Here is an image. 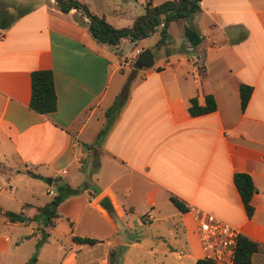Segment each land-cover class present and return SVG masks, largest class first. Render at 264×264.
I'll return each instance as SVG.
<instances>
[{
    "label": "crops",
    "instance_id": "1",
    "mask_svg": "<svg viewBox=\"0 0 264 264\" xmlns=\"http://www.w3.org/2000/svg\"><path fill=\"white\" fill-rule=\"evenodd\" d=\"M3 4L0 19L27 9L0 23V264H26L44 234L34 264H112L119 249L123 259L133 250L151 264H193L203 258L194 210L257 244L249 264H264V0H200L189 18L200 44L192 53L180 36L173 52L188 56L152 59L153 70L137 69L135 61L128 69L129 54L117 53L131 44L130 54L139 56L137 41L99 44L73 20L74 10L60 13L53 0ZM36 71L52 76L49 114L28 108ZM241 84L252 89L243 111ZM207 95L215 110L189 116V100L202 105ZM236 173L254 187L249 218L232 183ZM44 179L50 184L42 186ZM59 184L79 192L58 204L46 226L37 208ZM102 198L109 211L99 206ZM151 223L152 233H136ZM72 237L96 243L78 245Z\"/></svg>",
    "mask_w": 264,
    "mask_h": 264
},
{
    "label": "trees",
    "instance_id": "2",
    "mask_svg": "<svg viewBox=\"0 0 264 264\" xmlns=\"http://www.w3.org/2000/svg\"><path fill=\"white\" fill-rule=\"evenodd\" d=\"M200 0H173L172 2H164L160 5L150 7V3L146 2L143 7L145 13L134 19L129 28L115 29L104 21L103 17L91 15L83 4L75 0H53L55 8L60 13H68L74 10L76 14L73 20L78 25H83L89 36L99 44L108 46H116L121 39H127L130 42L144 39L155 32L157 27L162 29L161 35L164 36V30L171 21H184L188 15H193L198 10V3ZM5 22L1 18L0 23ZM5 28V26L3 27ZM182 39L188 44L193 51L200 44V35L192 26L182 27ZM251 87L246 85H239L238 97L239 107L243 111L251 94ZM55 96L52 86V76L48 71H36L30 74V98L28 108L37 114H49L55 109ZM118 108L117 102L110 106L105 115L110 116ZM215 110L213 98L209 95L204 96L203 104L198 105L195 99H190L188 102L187 113L191 117L206 115ZM29 174V173H28ZM30 175V174H29ZM232 183L238 193L240 202L242 204L245 216L249 218L252 215L253 209L250 204L252 195L254 194V187L251 179L247 174L236 173L232 176ZM80 189H83L80 188ZM79 192L77 188H70L65 184H59L56 188V194L52 196L50 201L41 208H37L39 213H44L47 224L49 226L51 221L58 217L56 214V207L64 199L74 196ZM170 203L179 211L184 212L185 209L182 204L176 199L170 197ZM2 215L9 222H22L20 214L10 212H3ZM44 237L38 239L34 245V251L29 259L30 262L36 260L37 251L40 245L45 241ZM72 241L78 245L92 246L96 243L95 240L88 238L72 237ZM258 250V245L247 240L242 236L236 239L235 247L232 254V264H249L253 254ZM193 264H215L207 259H198Z\"/></svg>",
    "mask_w": 264,
    "mask_h": 264
},
{
    "label": "rangeland",
    "instance_id": "3",
    "mask_svg": "<svg viewBox=\"0 0 264 264\" xmlns=\"http://www.w3.org/2000/svg\"><path fill=\"white\" fill-rule=\"evenodd\" d=\"M79 2L80 4H83L87 11L91 15H95L97 17L102 16L104 17V21L112 26L113 28L120 29L125 28L126 26L131 23V21H134L135 18H137L136 10L140 9V6L143 4V1L145 0H75ZM147 1V0H146ZM173 0H151L155 4V6L160 5L164 2H172ZM4 3L2 8L10 7L13 2H17V0H0V4ZM141 8H144L143 5ZM27 7H18L17 10L14 12H9L10 15H5L3 19H5V22L9 21L14 15H17L19 12L23 13L26 11ZM1 13V11H0ZM143 12L142 14H144ZM142 16V15H141ZM140 17V16H139ZM185 21L189 22V17H186L183 21V24H185ZM182 21H171L168 23L166 29L164 30V36L162 37L161 31L162 29L160 27H157L155 32L149 35L148 37L137 40V48L141 49V51H148L154 61V65L156 63H161L165 61L166 59H170L176 55V52H173L175 50L179 51V48L181 47V30H182ZM120 47L119 51L117 52L119 55H126L128 53L129 55L125 56L123 59V62H126V66L128 69L132 68L133 62L135 61L136 57L138 55H131V51L133 49V46L131 44H125L124 49ZM165 53H167V57H165ZM189 53H184L183 55L180 54L179 56L181 58L187 57ZM154 65L150 67V69L153 70ZM146 70V69H141ZM82 174H84V183H89V178L85 179L86 171L85 169L82 171ZM47 179H44L40 184L42 186L48 185L46 183ZM50 180V179H49ZM56 186V181L53 180L51 187L54 188ZM84 186V185H81ZM78 186V187H81ZM47 200V198H46ZM2 227H0L1 229ZM153 232V226L151 224H146L143 229L136 230V233L140 235V233H146L147 235ZM54 241H51V245L49 248H52L54 246ZM29 246V249L32 246L30 244H25L23 250H26ZM122 250H115L113 252L114 256L112 257V264H151L152 260L145 257H138L135 251H130L128 253V257L126 259H123L122 257ZM33 254V253H32ZM32 256V255H31ZM30 256V258H31ZM82 257V256H81ZM29 258V259H30ZM29 259L26 262V264H34V262L29 263ZM36 264H43L38 261Z\"/></svg>",
    "mask_w": 264,
    "mask_h": 264
},
{
    "label": "built area",
    "instance_id": "4",
    "mask_svg": "<svg viewBox=\"0 0 264 264\" xmlns=\"http://www.w3.org/2000/svg\"><path fill=\"white\" fill-rule=\"evenodd\" d=\"M191 216L203 258L215 264H231L238 231L201 210H194Z\"/></svg>",
    "mask_w": 264,
    "mask_h": 264
},
{
    "label": "water",
    "instance_id": "5",
    "mask_svg": "<svg viewBox=\"0 0 264 264\" xmlns=\"http://www.w3.org/2000/svg\"><path fill=\"white\" fill-rule=\"evenodd\" d=\"M145 12V9L142 8V9H139L138 12H137V16H141L140 13H143ZM190 18V15L187 16ZM185 25L186 26H189L190 25V22H187L185 21ZM152 64V57L150 55V53L148 51H143L139 54V56L136 58L135 62H134V67L135 68H148L150 67V65ZM46 183L49 185L50 184V180L47 179L46 180ZM99 206L105 210V211H109L110 210V207H109V204H108V201L106 198H102L99 202Z\"/></svg>",
    "mask_w": 264,
    "mask_h": 264
}]
</instances>
